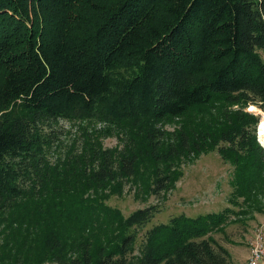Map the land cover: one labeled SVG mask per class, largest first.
Listing matches in <instances>:
<instances>
[{
	"label": "trees",
	"instance_id": "16d2710c",
	"mask_svg": "<svg viewBox=\"0 0 264 264\" xmlns=\"http://www.w3.org/2000/svg\"><path fill=\"white\" fill-rule=\"evenodd\" d=\"M263 50L264 0H0V264H234L213 234L264 212V147L245 110L264 111ZM92 111L124 148L89 135L50 162L39 124ZM181 116L166 137L158 124ZM212 150L233 167L230 207L151 226L136 255L158 207L123 216L106 200L125 179L170 189L183 156Z\"/></svg>",
	"mask_w": 264,
	"mask_h": 264
},
{
	"label": "rangeland",
	"instance_id": "374dc122",
	"mask_svg": "<svg viewBox=\"0 0 264 264\" xmlns=\"http://www.w3.org/2000/svg\"><path fill=\"white\" fill-rule=\"evenodd\" d=\"M264 58V50L261 51ZM111 74L115 81L123 79L127 74L122 68L116 67ZM222 101H217L209 106L215 111L224 109ZM237 105L228 106L227 109H235ZM246 111L258 117L256 125V138L260 145V131L264 111L249 105ZM187 121L186 116L169 117L158 124L159 129L167 137L174 129ZM39 129L45 136L47 158L53 164H60L82 149L85 140L89 135H94L105 148H118L122 150L126 137L119 133L113 124L101 119L98 111H92L86 116L73 115L71 117H59L56 119H44L39 124ZM164 137V138H166ZM163 138V139H164ZM73 151V152H71ZM177 172L178 179L170 189L161 191L159 194L145 193L144 190L136 189L131 180H122L121 190L111 194L106 203L127 216L138 208L156 205L158 212L142 227L137 228L135 240V253L141 248L145 231L158 223H166L178 214L195 217L208 212H218L229 206L228 196L231 191L229 180L233 167L225 161L216 150L201 153L200 155L190 154L183 156L177 165L173 166ZM264 203V198H260ZM264 206V205H263ZM231 215V222L225 228L226 237L222 233L213 234L217 241L226 246L232 253L236 263L248 264L251 241L258 228L264 231V212L255 213L251 218H243L242 221L234 220ZM50 264V263H46ZM261 264H264L261 263Z\"/></svg>",
	"mask_w": 264,
	"mask_h": 264
},
{
	"label": "built area",
	"instance_id": "2783aa9c",
	"mask_svg": "<svg viewBox=\"0 0 264 264\" xmlns=\"http://www.w3.org/2000/svg\"><path fill=\"white\" fill-rule=\"evenodd\" d=\"M264 147V146H263ZM264 260V231L258 228L251 241L248 264H260Z\"/></svg>",
	"mask_w": 264,
	"mask_h": 264
},
{
	"label": "bare ground",
	"instance_id": "6f19581e",
	"mask_svg": "<svg viewBox=\"0 0 264 264\" xmlns=\"http://www.w3.org/2000/svg\"><path fill=\"white\" fill-rule=\"evenodd\" d=\"M261 124H262V129H261V131H260L259 136H260V142H261L262 145L264 146V116H263V119H262Z\"/></svg>",
	"mask_w": 264,
	"mask_h": 264
},
{
	"label": "crops",
	"instance_id": "0c3cea01",
	"mask_svg": "<svg viewBox=\"0 0 264 264\" xmlns=\"http://www.w3.org/2000/svg\"><path fill=\"white\" fill-rule=\"evenodd\" d=\"M224 246V245H223ZM226 247V246H225ZM227 248V247H226ZM228 249V248H227ZM228 251H229V253H230V255H231V259H232V261L234 262V264H241V263H236L235 262V260H234V258H233V255H232V253H231V251L228 249ZM264 262V260L263 261H261V263H263ZM260 263V264H261Z\"/></svg>",
	"mask_w": 264,
	"mask_h": 264
}]
</instances>
